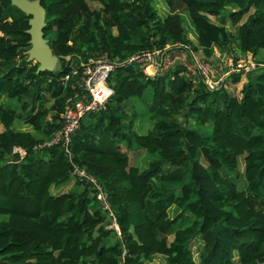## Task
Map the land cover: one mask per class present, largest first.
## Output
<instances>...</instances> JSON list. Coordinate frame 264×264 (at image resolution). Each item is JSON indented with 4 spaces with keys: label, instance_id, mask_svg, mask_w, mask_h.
Segmentation results:
<instances>
[{
    "label": "trees",
    "instance_id": "obj_1",
    "mask_svg": "<svg viewBox=\"0 0 264 264\" xmlns=\"http://www.w3.org/2000/svg\"><path fill=\"white\" fill-rule=\"evenodd\" d=\"M155 1L40 0L44 38L61 60L57 72L37 74L25 56L30 17L0 0V264H119L123 248V264L156 256L165 264H264V66L230 73L216 90L193 82L182 66L153 78L134 63L111 74L113 96L82 119L71 150L73 162L104 186L121 240L104 229L107 215L87 184L59 191L71 169L60 148L33 150L61 125L66 93L55 78L74 59L124 61L182 46L206 59L216 46L264 54V0H162L164 18ZM185 13L198 47L188 40ZM242 77L239 95L228 92ZM147 89L146 112L132 105L128 116L125 103ZM16 121L38 136L16 131ZM136 122L151 123L146 134ZM143 153L151 161L140 170L132 161ZM172 208L178 214L170 218Z\"/></svg>",
    "mask_w": 264,
    "mask_h": 264
},
{
    "label": "built area",
    "instance_id": "obj_2",
    "mask_svg": "<svg viewBox=\"0 0 264 264\" xmlns=\"http://www.w3.org/2000/svg\"><path fill=\"white\" fill-rule=\"evenodd\" d=\"M174 50L165 48L163 50H152L135 54L124 61L118 59L108 61L103 55L95 54L85 59H74L69 65L66 73L55 78L66 93V100L60 113V127L51 135L49 140L38 143L33 150L40 151L44 148L58 146L62 151L71 167L70 180L74 183L87 184L101 208L107 215V221L104 229L112 231L116 239L121 240L122 234L117 222L116 215L108 200L104 186L98 182L86 170L80 168L73 162V153L71 150V140L80 128V123L88 114L98 113L105 109L106 105L113 96V90L108 85L111 74L117 68H126L130 65L139 64L143 67L144 74L146 69L153 72V76H161L165 70L167 62L171 63V54ZM183 55L190 59L191 67L194 73L188 74L193 82L202 81L209 90L219 89L230 73L251 72L257 67L264 66L255 63V57L252 54L242 55L234 50V53L228 56H221L219 53H213L208 59L199 56L192 47L182 46ZM218 63L228 67L225 73H219L221 66ZM216 73V76L214 74ZM14 152V150H13ZM15 153V152H14ZM126 250L123 253L119 264L125 261Z\"/></svg>",
    "mask_w": 264,
    "mask_h": 264
},
{
    "label": "rangeland",
    "instance_id": "obj_3",
    "mask_svg": "<svg viewBox=\"0 0 264 264\" xmlns=\"http://www.w3.org/2000/svg\"><path fill=\"white\" fill-rule=\"evenodd\" d=\"M155 5H156L157 11H158L160 17H162V18L166 17V15L168 14V10L164 6L163 1L162 0H156L155 1ZM92 6L96 7V5H92ZM181 18H182V24L185 27L187 35H188V40H190V42L192 43V46H197L196 37H195V34H194V32H193V30L191 28V25L189 23V19L187 18L186 13L183 14ZM227 27H228V30H232L228 25H227ZM197 52H199V54H198L199 56L204 57L203 53L201 52V50L198 49ZM214 52L215 53H219L221 56H225V55L228 56L229 54H231V53L233 54L234 53V49L226 50V49H221V48L216 46L213 49V53ZM171 54H173L171 56V63L167 62V64L165 65V70L162 71L163 75L169 69H172V68H175V67H178V66H182L183 68H185L186 72H188L189 74L194 73V69H193V67H191L190 59L183 55V51L174 50V52H172ZM262 58H264V54L261 52L259 55H257V57L255 59V63L259 62V60L262 59ZM218 66L219 67L221 66V69H219V71H218L220 74L221 73H225L228 70V67H226L224 65V63H223V65L221 63H218ZM58 69H59V65H57L56 70L54 72H57ZM147 70L148 69H146V71H145V73H146L145 75L147 77L153 76V72L151 70H148V71ZM186 72H184V73L186 74ZM214 76H216V73L214 74ZM245 80H246L245 77H242L240 83L235 84V85H229L227 87L228 92L232 93L233 95H237L238 96L239 95V91L241 90L242 85L245 82ZM145 92H144L145 94H144V96L142 98L132 99L131 101L125 103L124 108L128 107V109H126V112H127L128 116H131L132 113H133L132 107H131L132 105L134 106V112H135V109H138V111L141 112L142 114H144L146 112V108L149 105L148 103H149V101L151 99V90L147 89ZM51 103H52V100L48 99L47 106H50ZM11 104L15 105V102H11ZM50 116L51 115L49 114L47 118H50ZM135 124H136V126H138V129H139L138 133L141 134V135H144L146 133L147 128H149V125H151L150 122H145L144 124H140L139 122H136ZM210 126L211 125H208L206 128L208 130H211ZM25 127L29 128L28 126H25ZM0 128H2L1 125H0ZM200 128H202V127H200ZM35 135H37V134L35 133ZM135 156L136 155H134V159H133L132 163L134 165H137V167L140 170L145 169L148 166L149 161H151V158L146 153H143L141 155H137L136 158H135ZM238 170H239L240 173H239V178H238L239 180H238V187L237 188L240 191H243L246 188V182H245L244 176H243V163H242V159L241 158L239 160ZM73 185H74V182L72 180H70L66 187L68 188V187H71ZM51 192L52 193H56L57 191L52 189ZM177 214H178V210H176L175 208H172L169 211V217L170 218L175 217ZM194 255H195V257H194L195 261H196V263H198L197 251H194ZM164 261L165 260H164L163 256H156L149 263L150 264H165Z\"/></svg>",
    "mask_w": 264,
    "mask_h": 264
},
{
    "label": "water",
    "instance_id": "obj_4",
    "mask_svg": "<svg viewBox=\"0 0 264 264\" xmlns=\"http://www.w3.org/2000/svg\"><path fill=\"white\" fill-rule=\"evenodd\" d=\"M10 4L30 17L28 20L29 49L25 52L27 62L37 65L36 73H53L61 60L53 54L48 41L44 38L43 29L46 26V11L40 0H9ZM70 61L71 56L63 58Z\"/></svg>",
    "mask_w": 264,
    "mask_h": 264
},
{
    "label": "crops",
    "instance_id": "obj_5",
    "mask_svg": "<svg viewBox=\"0 0 264 264\" xmlns=\"http://www.w3.org/2000/svg\"><path fill=\"white\" fill-rule=\"evenodd\" d=\"M200 50V49H199ZM197 54H199V52H197ZM25 126H28L29 128H26ZM16 131H19V132H30L32 135H34V136H38V134L37 135H35V132L32 130V128L29 126V125H27V124H25V123H23V122H21V121H16L15 122V124H14V127H13ZM149 128H147V130H148ZM147 130H146V132H147ZM0 131H2V128H0ZM136 131L137 132H139V129H138V126H137V129H136ZM139 134V133H138ZM146 134V133H145ZM141 135V134H140ZM37 145V144H36ZM35 145V146H36ZM34 146V147H35ZM14 152L15 153H17L21 158H23L24 156H25V151L24 150H22V149H20V148H14ZM72 187L73 186H71V187H66V188H61L59 191H61V192H65V190H69V189H72Z\"/></svg>",
    "mask_w": 264,
    "mask_h": 264
},
{
    "label": "bare ground",
    "instance_id": "obj_6",
    "mask_svg": "<svg viewBox=\"0 0 264 264\" xmlns=\"http://www.w3.org/2000/svg\"><path fill=\"white\" fill-rule=\"evenodd\" d=\"M148 70H149V69H148ZM148 70H147V71H148Z\"/></svg>",
    "mask_w": 264,
    "mask_h": 264
}]
</instances>
